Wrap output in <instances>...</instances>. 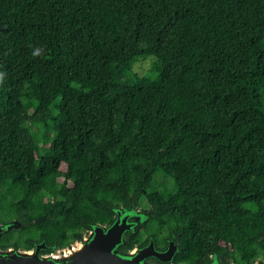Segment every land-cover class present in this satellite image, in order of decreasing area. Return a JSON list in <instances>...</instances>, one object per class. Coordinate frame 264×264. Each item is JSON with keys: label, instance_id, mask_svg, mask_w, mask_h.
Masks as SVG:
<instances>
[{"label": "trees", "instance_id": "1", "mask_svg": "<svg viewBox=\"0 0 264 264\" xmlns=\"http://www.w3.org/2000/svg\"><path fill=\"white\" fill-rule=\"evenodd\" d=\"M131 205L122 254L264 259V0H0V250Z\"/></svg>", "mask_w": 264, "mask_h": 264}, {"label": "water", "instance_id": "2", "mask_svg": "<svg viewBox=\"0 0 264 264\" xmlns=\"http://www.w3.org/2000/svg\"><path fill=\"white\" fill-rule=\"evenodd\" d=\"M131 209L137 210L142 217L141 220H138V222L132 226L129 225L130 223H126V217ZM113 212L115 214V220L110 226L92 225L91 230L88 233L89 237L79 244L81 248H78V245L77 249H73L72 254L67 250L71 255L70 260L67 262L60 263L62 259L67 260V256L63 254L62 257L60 253H57V248L55 246L45 247V243L42 242L32 251L23 252L15 251L13 249L8 250L5 252L4 256H0V264H101L97 262L96 256L91 253V248L89 246L94 238H98L103 242H105L106 239H110L108 252L111 257L117 258L125 264H144L143 261L150 257L164 263L172 262V258L176 252V247L173 244V241H170L166 249L163 251H158L154 247L153 241L150 239L149 243L143 248H133L135 250L134 253H131L133 249L125 254L120 253L118 248L125 243V235L127 233L133 234L136 226L143 223L147 219V216L141 213L133 205L129 208L113 209ZM120 214L122 217L119 216ZM2 226H7L8 228L0 232V235L7 232L12 227H18L19 224L12 222ZM123 234L124 236L122 237ZM41 249H47L53 254L51 256H40L39 251ZM212 264H219L215 255L212 256Z\"/></svg>", "mask_w": 264, "mask_h": 264}, {"label": "rangeland", "instance_id": "3", "mask_svg": "<svg viewBox=\"0 0 264 264\" xmlns=\"http://www.w3.org/2000/svg\"><path fill=\"white\" fill-rule=\"evenodd\" d=\"M39 56L41 58H47L49 56V54L46 53L45 51H41V52H39ZM152 60H153L152 57H147L145 60L138 61L137 63L134 64V67H133L134 72H136L139 75H143L149 69ZM63 104H64V106H63L62 111H66L67 110V103L64 102ZM119 216L122 217L121 214ZM126 218H127L126 223H128V224L130 223L129 225H131V226L133 224L137 223L138 220L142 219V217L140 216V213L135 209H131L128 212V215ZM0 228H1L0 232H2L4 230H6V228H8V227L7 226L3 227L2 225H0ZM123 236H124V234L122 235V237ZM88 237H89V234H86L81 241L74 242V243H72V245L69 248H65L64 249L65 252L63 253V251H62L60 253V255H62V257H63V254H65L67 256V260L62 259L60 261V263L65 262V261L66 262L69 261L70 256H71L70 253L71 254L73 253V249H77L78 245L80 243H82L84 241V239H86ZM109 242H110V239L109 240L106 239L105 242H103V241H100L98 238H94L93 241L89 244V246L91 248V253L96 256L97 262L101 263V264H125V263L121 262L120 260H118L117 258L111 257L110 253L108 252ZM67 250H69L70 253L67 252ZM4 254H5V252H0V256H4ZM150 259H155V258H151V257L147 258L145 261H143V263L144 264H150V263H148V261ZM257 261L264 262V259L263 260L258 259Z\"/></svg>", "mask_w": 264, "mask_h": 264}, {"label": "flooded vegetation", "instance_id": "4", "mask_svg": "<svg viewBox=\"0 0 264 264\" xmlns=\"http://www.w3.org/2000/svg\"><path fill=\"white\" fill-rule=\"evenodd\" d=\"M0 238H2V237H0ZM35 245H36V244H35ZM36 246H37V245H36ZM36 246H35V247H36ZM35 247H34L33 249H31V250H27V251H32V250L35 249ZM10 249H12V248H11V247H8V248H6L5 250H0V252H6V251H8V250H10ZM19 251L26 252V250H19ZM39 254H40L41 256H51L53 253H52V252H50V253H42V252L40 251ZM148 263H150V264H164V263H162V262H160V261H158V260H156V259H150V260L148 261ZM255 264H264V262L256 261Z\"/></svg>", "mask_w": 264, "mask_h": 264}, {"label": "built area", "instance_id": "5", "mask_svg": "<svg viewBox=\"0 0 264 264\" xmlns=\"http://www.w3.org/2000/svg\"><path fill=\"white\" fill-rule=\"evenodd\" d=\"M63 251V253L65 252V250H57V253H61Z\"/></svg>", "mask_w": 264, "mask_h": 264}, {"label": "bare ground", "instance_id": "6", "mask_svg": "<svg viewBox=\"0 0 264 264\" xmlns=\"http://www.w3.org/2000/svg\"><path fill=\"white\" fill-rule=\"evenodd\" d=\"M78 248H81V247H80V245H79V247H78ZM134 251H135V250L133 249V250L131 251V253H134Z\"/></svg>", "mask_w": 264, "mask_h": 264}]
</instances>
